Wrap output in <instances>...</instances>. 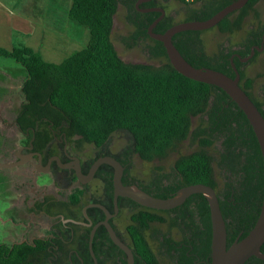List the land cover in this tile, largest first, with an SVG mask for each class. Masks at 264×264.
Returning a JSON list of instances; mask_svg holds the SVG:
<instances>
[{
	"label": "trees",
	"instance_id": "obj_1",
	"mask_svg": "<svg viewBox=\"0 0 264 264\" xmlns=\"http://www.w3.org/2000/svg\"><path fill=\"white\" fill-rule=\"evenodd\" d=\"M231 1H182L189 7L181 20L208 18ZM258 1L248 0L240 9L223 17L216 27L227 33L238 31ZM135 2L71 0L68 16L88 28L89 39L84 47L59 62L44 59L25 43L12 44L11 47L0 45V55L12 57L25 70L22 92L26 102L21 115L28 120L45 119L58 124L67 135L75 134L96 144L103 143L118 130H126L132 136L134 150L145 160L161 159L191 137L196 147L175 158V182L169 191L158 192L157 196H168L178 187L196 182L216 187L214 161L224 165L228 159L236 158L243 170L241 191L236 192L232 187L219 199L229 246L237 236L241 238L249 231L260 210L264 165L257 137L243 110L225 90L190 78L170 63L163 43L147 32V26L158 14L138 11ZM120 3L124 7L126 22L132 27L127 44L134 39L149 38L150 52L161 59L159 64L125 61L116 51L111 33ZM172 24L173 20L165 16L156 23L154 30L162 32ZM260 26L250 28L252 39L248 37L250 42L258 45L264 33V21ZM200 32L182 30L176 32L172 40L193 65L212 67L234 76L231 53L208 54ZM249 44L241 53L248 51ZM233 62L240 72L241 87L264 116V110L251 91L253 77L245 73L239 58L233 57ZM195 117H199V121L192 126ZM220 138L225 152L216 144ZM242 154L244 159H241ZM252 169L261 172V194L253 203L249 181ZM227 184L230 187L231 184ZM187 199L183 214L186 213L184 219L186 226L191 228V235L186 237L187 234L183 233L187 249L176 252L175 257L178 264H209L211 219L208 202L202 193H193ZM193 200L195 206L188 204ZM142 207L139 217L160 212L152 207ZM174 225L176 228L177 219ZM135 231L138 230L133 227L136 247L142 252L141 248L145 250L147 244L142 233L137 237ZM261 250L264 252V242ZM41 257L31 247H10L0 242V264H40ZM244 264H264V259L252 255Z\"/></svg>",
	"mask_w": 264,
	"mask_h": 264
},
{
	"label": "flooded vegetation",
	"instance_id": "obj_2",
	"mask_svg": "<svg viewBox=\"0 0 264 264\" xmlns=\"http://www.w3.org/2000/svg\"><path fill=\"white\" fill-rule=\"evenodd\" d=\"M171 3L173 10L168 8ZM136 6L140 12L157 14L158 11L145 8L162 6L163 17H170L173 23L182 21H175L174 17L189 7L179 0H147ZM250 34L247 30L238 43L226 45L222 50L231 53L232 59L239 58L242 67L264 50V45L259 49L264 43V33L260 45L250 42ZM248 43V51L241 53ZM252 49L254 52L248 56ZM14 78L17 77L10 82ZM22 81L17 90H12L9 82L0 92V242L10 247H31L42 256L40 264H128V255L111 236L109 226L118 240L131 250L133 264H178L176 252L187 249L183 233L186 237L191 235V228L184 219L186 213L183 214V206L191 194L179 205L159 209V214L151 213L143 218L138 214L144 205L125 195L115 196L111 164L100 162L91 173L96 160L110 155L123 166V184L137 185L155 195L169 191L175 182L174 161L169 170L159 163L174 151L161 159L145 160L134 150L132 136L126 130H118L124 133L125 144L112 151V135L96 144L75 134L67 135L58 124L45 119H25L21 115L26 102ZM257 94L259 97L254 93L253 97L264 110V88ZM221 141L222 138L216 144L225 152ZM191 143L194 142L191 140ZM136 158L142 163L155 161L157 164L146 173L143 167L136 165ZM241 159H244L243 154ZM214 169L216 187H212L218 199L232 187L236 192L241 191L243 170L236 158L228 159L224 165L214 161ZM249 181L253 203L261 194L260 170L252 169ZM188 204L195 206V201ZM133 227L138 230L136 236L142 233L147 244L145 250L141 248L142 252L136 247Z\"/></svg>",
	"mask_w": 264,
	"mask_h": 264
},
{
	"label": "water",
	"instance_id": "obj_3",
	"mask_svg": "<svg viewBox=\"0 0 264 264\" xmlns=\"http://www.w3.org/2000/svg\"><path fill=\"white\" fill-rule=\"evenodd\" d=\"M143 1L147 0H137L136 5ZM247 1L248 0H233L208 18L178 21L162 32L155 31L154 26L165 15V9L162 6H149L146 7L145 10L158 11L159 14L147 26V32L150 37L160 40L163 43L170 63L179 72L190 78L208 82L222 88L227 92L231 99L237 103L245 113L254 130L260 146L264 165V116L251 97L241 87L239 83L240 72L234 64L232 57L231 62L235 71L234 76H230L212 67L193 65L181 54L172 40V37L176 32L188 29L203 30L216 25L223 17L244 6ZM262 47L263 44L259 49ZM253 52L254 49H252L248 56ZM103 161L113 166L115 196H128L144 206L158 209H169L182 203L185 198L192 193H202L208 202L211 219V249L209 264H244V262L252 255L264 259V252L261 250V245L264 242V188L260 210L253 226L243 237H236L233 242L227 246L225 220L220 209L219 199L211 185L202 182L191 183L181 186L171 195L165 197L157 196L145 191L137 185L123 184L121 180L123 166L117 159L110 155L103 156L96 160L92 166L91 173L96 169L98 164ZM108 228L113 239L125 249L128 255V264H133V254L129 247L118 240L111 227L108 226ZM93 233L94 230L92 229L90 246Z\"/></svg>",
	"mask_w": 264,
	"mask_h": 264
},
{
	"label": "rangeland",
	"instance_id": "obj_4",
	"mask_svg": "<svg viewBox=\"0 0 264 264\" xmlns=\"http://www.w3.org/2000/svg\"><path fill=\"white\" fill-rule=\"evenodd\" d=\"M8 4L13 5V8L23 15L31 18L36 22L34 32L30 34V38L34 41L41 39L40 45H35L30 41L29 46L38 51L46 60L59 62L73 51L84 47L89 39L88 28L80 24L68 16V9L71 0H5ZM170 10L174 9L171 3L168 7ZM182 14H177L174 20H181ZM264 16V0H259L255 9L250 10L246 15L242 28L234 33L222 32L218 27H210L203 29L200 36L203 38L205 51L208 54L214 55L222 50L225 46H232L238 43L246 34L249 28L256 29L262 22ZM180 18V19H179ZM132 27L126 22L124 17V7L120 3L114 15V24L111 33V39L114 47L120 57L125 61L130 62H145L152 64H159L160 58L151 54L149 45L151 40L149 38L134 39L131 44H127ZM44 31L46 33L43 35ZM43 37V38H42ZM27 39L24 35L13 32L11 42L13 44L25 43ZM4 45L3 42H1ZM26 44V43H25ZM5 46V45H4ZM245 73L253 77L252 90L256 97H259L257 92L264 88V50H261L255 60L243 67ZM25 74L23 66L15 61L12 57L0 55V92L4 86L10 82L11 89L17 90L21 85V80ZM199 121V117L193 119L192 126H195ZM123 132H114L112 134L111 150L116 151L118 147L125 144ZM196 143H191V137L186 138L178 148L164 159V162H159L164 166L165 170H169L171 164L180 153H185L193 150ZM135 163L139 168L143 167L146 173L151 171V168L157 162L142 163L136 158Z\"/></svg>",
	"mask_w": 264,
	"mask_h": 264
},
{
	"label": "crops",
	"instance_id": "obj_5",
	"mask_svg": "<svg viewBox=\"0 0 264 264\" xmlns=\"http://www.w3.org/2000/svg\"><path fill=\"white\" fill-rule=\"evenodd\" d=\"M36 25V22L31 18L16 11L13 5L8 4L5 0H0V44L3 42L5 47H11L13 44L11 38L15 31L24 35L27 39L25 43L29 44L30 41H33L30 38V34L34 32ZM45 33L46 31H44L43 35ZM40 40L36 39L33 42L35 45H40Z\"/></svg>",
	"mask_w": 264,
	"mask_h": 264
},
{
	"label": "built area",
	"instance_id": "obj_6",
	"mask_svg": "<svg viewBox=\"0 0 264 264\" xmlns=\"http://www.w3.org/2000/svg\"><path fill=\"white\" fill-rule=\"evenodd\" d=\"M182 1L191 3V2H195L196 0H182Z\"/></svg>",
	"mask_w": 264,
	"mask_h": 264
}]
</instances>
